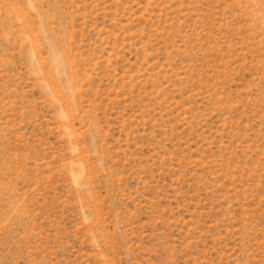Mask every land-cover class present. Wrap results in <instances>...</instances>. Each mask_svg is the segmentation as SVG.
<instances>
[{"label": "rangeland", "instance_id": "374dc122", "mask_svg": "<svg viewBox=\"0 0 264 264\" xmlns=\"http://www.w3.org/2000/svg\"><path fill=\"white\" fill-rule=\"evenodd\" d=\"M0 264H264V0H0Z\"/></svg>", "mask_w": 264, "mask_h": 264}]
</instances>
